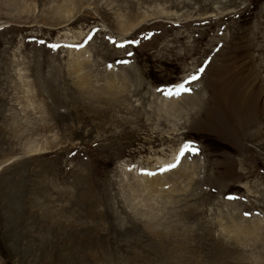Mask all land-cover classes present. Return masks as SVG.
<instances>
[{
    "label": "rangeland",
    "instance_id": "374dc122",
    "mask_svg": "<svg viewBox=\"0 0 264 264\" xmlns=\"http://www.w3.org/2000/svg\"><path fill=\"white\" fill-rule=\"evenodd\" d=\"M0 264H264V0H0Z\"/></svg>",
    "mask_w": 264,
    "mask_h": 264
},
{
    "label": "bare ground",
    "instance_id": "6f19581e",
    "mask_svg": "<svg viewBox=\"0 0 264 264\" xmlns=\"http://www.w3.org/2000/svg\"><path fill=\"white\" fill-rule=\"evenodd\" d=\"M129 30H131V29H129ZM157 162L158 163H161V164H163L164 162L163 161H161V160H157Z\"/></svg>",
    "mask_w": 264,
    "mask_h": 264
}]
</instances>
